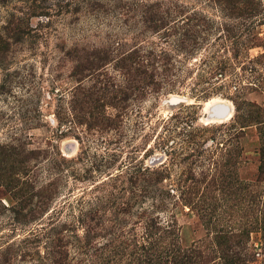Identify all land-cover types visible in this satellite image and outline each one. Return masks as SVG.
<instances>
[{
  "label": "rangeland",
  "instance_id": "rangeland-1",
  "mask_svg": "<svg viewBox=\"0 0 264 264\" xmlns=\"http://www.w3.org/2000/svg\"><path fill=\"white\" fill-rule=\"evenodd\" d=\"M0 264H264V0H0Z\"/></svg>",
  "mask_w": 264,
  "mask_h": 264
},
{
  "label": "water",
  "instance_id": "water-1",
  "mask_svg": "<svg viewBox=\"0 0 264 264\" xmlns=\"http://www.w3.org/2000/svg\"><path fill=\"white\" fill-rule=\"evenodd\" d=\"M174 102H184L183 98H173ZM229 109L224 104H213L205 116L207 120H223L227 117Z\"/></svg>",
  "mask_w": 264,
  "mask_h": 264
},
{
  "label": "bare ground",
  "instance_id": "bare-ground-1",
  "mask_svg": "<svg viewBox=\"0 0 264 264\" xmlns=\"http://www.w3.org/2000/svg\"><path fill=\"white\" fill-rule=\"evenodd\" d=\"M211 101V102H210ZM209 101V103L207 104V106L206 107H204V110H203V121H205V123L204 124H209V123H215V122H217V123H221V122H224V121H226V120H228L229 118H230V116H231V113H230V110L228 111V115H227V117L226 118H224L223 120H207V118H205V116L207 115V113H208V109L210 108V106H212L213 104H224L226 107H228V104L226 103V102H224V101H222V100H219V99H212V100H210Z\"/></svg>",
  "mask_w": 264,
  "mask_h": 264
}]
</instances>
